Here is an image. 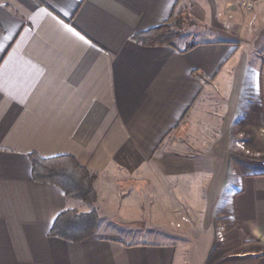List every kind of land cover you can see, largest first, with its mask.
Segmentation results:
<instances>
[{"label":"crops","instance_id":"obj_1","mask_svg":"<svg viewBox=\"0 0 264 264\" xmlns=\"http://www.w3.org/2000/svg\"><path fill=\"white\" fill-rule=\"evenodd\" d=\"M179 12L204 19L208 38L133 41ZM250 14L264 20V0H0V264H185L178 244H126L99 224L81 243L50 237L64 210L99 209L35 182L30 155L74 157L126 224L144 193L173 194L168 207L178 198L196 219L213 208L201 197L227 192L226 259L264 264V158L240 164L234 148L264 141V59L236 19Z\"/></svg>","mask_w":264,"mask_h":264},{"label":"rangeland","instance_id":"obj_2","mask_svg":"<svg viewBox=\"0 0 264 264\" xmlns=\"http://www.w3.org/2000/svg\"><path fill=\"white\" fill-rule=\"evenodd\" d=\"M198 5L196 7V16H200L201 14ZM179 13L183 18L186 16L187 19L193 23V25L188 26L186 22L181 23V35H183L186 31L187 32L176 41L178 46H184L183 43L185 42L193 43L208 38V34L206 33L208 32L207 28L203 26L201 21L204 19L199 20V22H195L193 19L188 17L186 13ZM191 14L192 13H190V15ZM217 18L222 23L220 26L222 25L223 28H230V25H236L237 23L231 14H218ZM236 19L237 21L241 20L244 22L243 25L241 24V32L249 37V39H252L253 37L256 38L254 43V47L256 48L255 51L260 57H262V59H264L263 18L253 17L252 14H250L249 17ZM224 23H226V25ZM259 23L261 26H259ZM252 27L257 28L255 36L252 35L253 31L256 29L254 28V30H252ZM251 84L252 81L250 85ZM242 115L243 111L241 109L239 110L238 118ZM242 136L243 135L239 136V140L242 139ZM247 141L250 142V145ZM239 145H242L244 149L239 148ZM234 148H236L238 154L240 153L239 155H242V157L238 158L239 161H241L240 164L244 163V161L255 162L264 158V155L260 153L264 150V141H258V138L246 139L244 143L242 140L236 141L234 142ZM231 163L230 167L232 168V166L235 165V162L232 161ZM258 169L259 168L256 167V170ZM229 172H232V170ZM180 186L184 189L183 185ZM143 189L146 190L147 188L144 187ZM203 195H205V193H203ZM172 196L173 194L160 193V196H157L156 194L152 195L151 193H144L139 195V197L133 198L142 204V209L141 211L132 210V216L135 217L136 222L127 224L121 223V218L119 217V213H121V211H119L118 208L113 207L107 200H104L103 204H97L96 201L94 203H83L73 199L72 202L77 203L79 208L94 207L97 209L98 207L99 210L96 211L99 218V230L108 235L123 238L124 243L126 244L141 243V240L144 239L148 240V242H146L147 244L155 245L168 244L172 242L180 245L179 247L183 251L182 254L185 264H229L230 261L226 258L228 255L234 254L235 252L236 235H233L231 232L229 234V228L223 223L220 216L222 212L225 213V203L229 201L230 195H228L227 192H223L221 194L216 193L211 196L209 195V199L205 197L208 195L201 197L202 200L211 201L208 203V206L210 204L213 208L207 211L204 210L202 213L200 211V215L196 219H192L189 216L187 209L180 207L178 198L175 199V209H172V205L168 207L166 202L170 201L168 198H171ZM157 202L160 205L159 209H152ZM79 208L77 210H80ZM184 217L187 219V222L183 223L181 222V218ZM219 230H222L223 233L222 241H220L217 236Z\"/></svg>","mask_w":264,"mask_h":264},{"label":"trees","instance_id":"obj_3","mask_svg":"<svg viewBox=\"0 0 264 264\" xmlns=\"http://www.w3.org/2000/svg\"><path fill=\"white\" fill-rule=\"evenodd\" d=\"M193 25L187 17L175 13L161 26L139 33L133 41L143 47H174L181 37V23ZM177 30V31H175ZM193 45L185 49L189 51ZM32 179L37 183L50 184L60 189L66 198L94 203L97 199L93 185L97 175L89 172L71 156H59L41 159L30 155ZM98 215L92 211L78 213L75 210H64L52 223L48 235L71 243H81L91 239L98 227Z\"/></svg>","mask_w":264,"mask_h":264},{"label":"built area","instance_id":"obj_4","mask_svg":"<svg viewBox=\"0 0 264 264\" xmlns=\"http://www.w3.org/2000/svg\"><path fill=\"white\" fill-rule=\"evenodd\" d=\"M225 25H226V23H225ZM228 28V27H227ZM239 148H241V149H244L243 147H242V145H239ZM181 222H187V219L184 217V218H181ZM217 236L219 237V239H220V241H222L223 240V233H222V230H219V232L217 233Z\"/></svg>","mask_w":264,"mask_h":264}]
</instances>
